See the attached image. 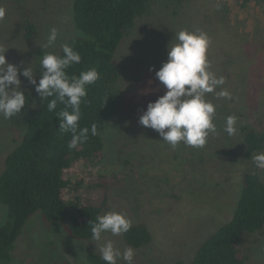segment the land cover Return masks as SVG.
<instances>
[{
	"label": "rangeland",
	"instance_id": "obj_1",
	"mask_svg": "<svg viewBox=\"0 0 264 264\" xmlns=\"http://www.w3.org/2000/svg\"><path fill=\"white\" fill-rule=\"evenodd\" d=\"M163 1L152 4L148 16L137 21L119 46L115 62L126 67L123 91L129 123L123 135L106 147L95 168L96 172L122 177L121 186L112 191L109 212L124 214L132 224L143 223L150 232V242L133 249L132 264H189L201 242L229 221L242 174L254 170L264 183V169L256 167L255 155L248 159L236 134L229 136L224 131L230 115L237 117L236 125L264 128V1ZM71 3L0 0V7L5 9L0 19V48L7 50L6 62L19 71L32 68L38 82L43 52L59 55L61 46L76 35ZM26 20L37 30L29 43L23 42L21 33ZM52 28L57 29V39L45 48ZM180 30L207 34L210 71L224 78L216 91L226 89L232 97L205 94L215 105L218 122L216 134L210 133L202 148L183 143L173 148L155 130L139 124L147 105L165 94L155 72L167 60V47L171 40L176 42L175 34ZM19 79L21 90H29L36 101L41 99L27 78ZM20 138V131L0 121V170ZM227 150L231 153L224 154ZM5 215L0 205V225ZM39 216L36 213L24 227L11 264H84L89 253L101 255L100 247L109 240L121 253L129 248L122 235L110 232L103 233L99 241H75L60 223H44ZM240 253L248 257L246 264H264V231L246 235ZM117 262L126 264L123 259Z\"/></svg>",
	"mask_w": 264,
	"mask_h": 264
},
{
	"label": "trees",
	"instance_id": "obj_2",
	"mask_svg": "<svg viewBox=\"0 0 264 264\" xmlns=\"http://www.w3.org/2000/svg\"><path fill=\"white\" fill-rule=\"evenodd\" d=\"M233 1L239 4L246 0ZM161 2L165 1L72 0L76 35L66 44L80 54L81 61L66 72L79 76L80 72L94 68L99 73V79L87 86V95L80 104L78 125L89 128L86 142L69 148L71 133L58 130L56 115L64 105L58 103L51 112L47 108L55 97L36 101L29 90H21L26 97L21 113L7 120L0 115L7 128L21 133L20 141L5 156L0 170V205L6 210L0 225V264L14 261V246L36 213L44 223H60L75 241H93L91 223L109 212L112 191L122 183L120 175L95 171L106 147L123 135L129 123L123 91L126 67L118 65L115 57L137 21L148 16L153 3ZM21 33L23 42L29 43L35 39L37 30L26 20ZM58 56H63L62 50ZM217 116L213 117L216 126ZM236 128L235 136L248 159L264 153V128L258 130L246 123ZM229 153L227 150L224 154ZM263 231L264 183L256 171L246 170L229 221L201 242L189 264H246L248 257L240 253L244 237ZM122 239L134 249L148 244L151 235L145 224L135 223L122 234ZM84 264L106 262L101 255L91 252Z\"/></svg>",
	"mask_w": 264,
	"mask_h": 264
},
{
	"label": "clouds",
	"instance_id": "obj_3",
	"mask_svg": "<svg viewBox=\"0 0 264 264\" xmlns=\"http://www.w3.org/2000/svg\"><path fill=\"white\" fill-rule=\"evenodd\" d=\"M4 15L5 9L0 7V19ZM57 36V29L52 28L44 47L52 46ZM175 40V43L171 40L167 47V60L155 72L156 79L166 89L165 94L147 105L139 118V124L155 130L162 141L173 148L180 143L202 148L209 134H216L217 131L213 122L215 105L206 100L205 94L215 92L218 98L232 97L226 89L216 91L224 84V78H217L210 71L211 65L206 55L210 44L207 34L199 30H180L175 34ZM61 47L63 56L43 52L38 82L32 68L25 67L19 71L16 65L7 63V50L0 48V115L6 120L11 119L25 107L26 97L21 91L19 79L23 76L34 86L41 100L55 97L49 101L48 111H54L58 103L64 105L56 114L58 130L71 133L68 146L74 148L88 140L89 128L78 125L81 118L80 104L87 95V86L99 79V73L92 68L80 72L79 76H69L66 69L80 63L81 56L68 44ZM236 123V116L226 118L224 131L229 136L236 134ZM91 134L96 135L95 124L91 127ZM253 161L257 168L264 169V153L255 155ZM131 227L132 222L124 214L110 211L91 223V234L93 240L99 241L105 232L119 236L127 233ZM99 251L106 264H117L119 259L132 264L135 255L130 247L121 253L111 240L104 243Z\"/></svg>",
	"mask_w": 264,
	"mask_h": 264
}]
</instances>
